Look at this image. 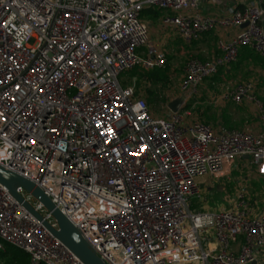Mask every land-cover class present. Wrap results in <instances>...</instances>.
Here are the masks:
<instances>
[{"label":"built area","instance_id":"obj_1","mask_svg":"<svg viewBox=\"0 0 264 264\" xmlns=\"http://www.w3.org/2000/svg\"><path fill=\"white\" fill-rule=\"evenodd\" d=\"M208 1L227 6L206 16ZM262 2L0 0V166L39 187L106 264L260 263L264 199L257 211L243 189L230 208L191 210L199 179L230 177L236 159L248 157L264 179V104L254 84L240 83L222 100L253 105L259 133L214 130L182 110L242 48L264 59ZM146 9L188 45L236 31L220 40L221 56L187 60L181 109L167 117L154 116L147 100L121 83L133 70L169 64L150 43ZM143 47L147 53L139 54ZM18 194L58 229L36 198L22 188ZM8 246L30 264H84L0 184V252Z\"/></svg>","mask_w":264,"mask_h":264},{"label":"crops","instance_id":"obj_2","mask_svg":"<svg viewBox=\"0 0 264 264\" xmlns=\"http://www.w3.org/2000/svg\"><path fill=\"white\" fill-rule=\"evenodd\" d=\"M210 2V1H208ZM235 3H231L228 6H234ZM240 7L244 6V3L239 5ZM223 9H213L208 4L202 6L201 13L206 16L220 15L223 13ZM175 33V32H174ZM176 34V33H175ZM236 31L222 32L220 30L214 31L208 34H205L199 41L194 42L190 45L184 43V41L176 34L177 40L183 44L185 48L182 50V54L188 56L187 60L191 57L200 59L202 61L213 60L221 56V50L219 49L220 40H229L231 36L235 35ZM151 35V34H150ZM153 38L151 35L150 43L154 45L157 49L162 50L167 53L168 51L164 48L158 47V45L152 43ZM171 48H177L175 45H171ZM169 56V55H168ZM169 59V57H168ZM170 63V62H169ZM186 64V63H185ZM168 66V65H167ZM172 67V65H170ZM156 71V70H154ZM153 72V71H150ZM162 75V80L158 82H149L144 81L148 85H162L163 87H179L178 96H175L170 100L169 104L177 99L184 100V94L181 91L182 81L185 77V66L182 70L176 71L173 68H164L160 70ZM243 82H251L255 86V94L260 101L264 104V59L255 53L251 48L245 47L240 50L238 60L229 65L228 67L221 69L217 75L206 80L200 88L199 94L191 99L187 106L185 112H192V117L190 120H196L204 122L210 125L214 130H218L221 127L228 129L244 130L250 131L253 133L261 132V123L259 120L258 113L253 105L244 103L241 105L234 104L232 102H224L222 96L230 88L235 87L236 85ZM189 108V109H188ZM183 109V110H184ZM182 110V111H183ZM184 112V111H183ZM169 116V112L166 117ZM250 160L248 158L239 159L238 165L236 161L233 163L232 175L234 168L239 166L250 170ZM241 164V165H240ZM230 176V177H231ZM228 178L224 179H213L210 177V180L213 182H222ZM248 180H246L247 182ZM200 183V182H199ZM247 184V183H246ZM242 188V189H241ZM245 189L249 197L252 200L253 206L257 211L261 210L262 201L264 199V187L256 189L252 188V183L245 186H239L236 190V194L231 196L227 195L226 203L228 208L232 206V203L235 200L237 192ZM202 192V189H201ZM214 192H211L209 196H214ZM207 202V200H205ZM221 209H226L224 206L217 209L205 208L194 209L193 211H206V212H217ZM210 241L213 239L210 235ZM243 240L239 239L237 243L233 246L235 252H238L241 248ZM258 264H264V260L260 261Z\"/></svg>","mask_w":264,"mask_h":264},{"label":"rangeland","instance_id":"obj_3","mask_svg":"<svg viewBox=\"0 0 264 264\" xmlns=\"http://www.w3.org/2000/svg\"><path fill=\"white\" fill-rule=\"evenodd\" d=\"M209 5L213 9H223L225 5H219L212 2H204V5ZM149 22V21H147ZM151 25V35L153 38L152 43L161 46L168 51L169 64L167 68H173L176 71L182 70L187 62L188 56L182 54V49L185 48L180 41L177 40L176 34L174 32H165L159 26V19L155 21H150ZM171 45L177 46V48H171ZM160 45V46H159ZM148 47H143L138 50L139 54L147 53ZM172 65V67H170ZM138 74H144L143 70H137ZM121 83L124 87H134L136 94L145 98L148 105L152 111V114L156 117H166L169 112V102L175 96L179 94V87H163L162 85H148L144 81H140L138 76L132 75L131 73L125 74L121 78ZM201 88V87H200ZM189 109V108H188ZM184 109L183 111H185ZM192 113V112H191ZM236 164L238 165L239 159H236ZM251 167L250 170L244 169L236 166L234 168L233 176L222 182H213L207 177L199 179V184L202 189L200 198H194L191 200V210L205 208L217 209L222 206L228 208L226 203L227 195H235L236 190L239 186H245L252 183V188L256 189L261 186L264 187V179L260 176L258 167L249 162ZM246 180H248L246 182ZM247 183V184H246ZM242 189V188H241ZM211 192H214V196H209ZM207 200V202H205ZM226 201V202H225ZM0 264H30V260L24 254H18L17 256L11 255V253L6 254L0 258Z\"/></svg>","mask_w":264,"mask_h":264},{"label":"water","instance_id":"obj_4","mask_svg":"<svg viewBox=\"0 0 264 264\" xmlns=\"http://www.w3.org/2000/svg\"><path fill=\"white\" fill-rule=\"evenodd\" d=\"M247 25L244 26V28ZM264 30V21L262 23ZM183 99H177L169 104V110L177 113L182 106ZM248 158V157H246ZM0 184H2L9 194L35 219L43 224V226L62 244H64L75 256H77L84 264H106L101 260L87 241L83 238L79 230L57 209L51 199L33 182L11 172L0 166ZM22 188L36 198L49 212L52 213L58 224V229L53 228L45 219L37 213L28 203L24 201L18 194V189Z\"/></svg>","mask_w":264,"mask_h":264},{"label":"trees","instance_id":"obj_5","mask_svg":"<svg viewBox=\"0 0 264 264\" xmlns=\"http://www.w3.org/2000/svg\"><path fill=\"white\" fill-rule=\"evenodd\" d=\"M261 7L264 9V0L261 4ZM142 17L145 21H155V20H158L160 18V14L159 12L153 10V9H146L144 10L143 14H142ZM132 75H135V76H138L140 78V81H149V82H158V81H161L162 80V75L160 73V70H156V71H153V72H146L144 74H138L137 73V70H133L131 72ZM8 253H11V255L14 256H17L18 254H24L25 256H27L29 258V256L22 252V251H19L11 246H8L7 247V250L6 252H0V258L2 256H6V254ZM30 260V258H29Z\"/></svg>","mask_w":264,"mask_h":264}]
</instances>
